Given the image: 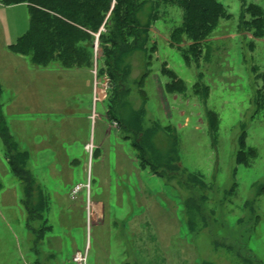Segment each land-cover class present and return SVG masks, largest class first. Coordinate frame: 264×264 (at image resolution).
I'll list each match as a JSON object with an SVG mask.
<instances>
[{
	"label": "rangeland",
	"instance_id": "1",
	"mask_svg": "<svg viewBox=\"0 0 264 264\" xmlns=\"http://www.w3.org/2000/svg\"><path fill=\"white\" fill-rule=\"evenodd\" d=\"M164 2L131 0L139 29L128 53L109 63L114 35L102 28L103 44L96 31L81 44L89 65L66 69L59 50L55 61L44 53L48 38L37 46L47 66L10 50L30 28L29 7L0 0L2 128L29 154L28 164L17 162L36 180L31 204L40 209L42 191L46 198L41 219H30L0 139V264H75L87 248L88 264H264V193L255 188L264 181V23L257 32L247 14L264 13V0H221L228 18L200 42L182 32L183 10ZM198 43L201 55L192 56ZM171 72L184 92H165ZM209 112L218 118L215 137ZM137 124L164 162L159 171L182 182L166 184L140 166L124 140ZM242 145L256 152L249 166L236 163ZM96 199L107 204L104 220L89 216Z\"/></svg>",
	"mask_w": 264,
	"mask_h": 264
},
{
	"label": "trees",
	"instance_id": "2",
	"mask_svg": "<svg viewBox=\"0 0 264 264\" xmlns=\"http://www.w3.org/2000/svg\"><path fill=\"white\" fill-rule=\"evenodd\" d=\"M2 2L9 6L27 3L30 13V28L24 35L19 37L15 43L9 45V48L17 54L30 56L32 63L39 67L50 64L45 63L42 54L45 52L50 53L52 54L50 56L51 60H54L53 53H55L56 50L60 51V54L57 55L56 58L58 63L66 69L74 66L80 67L85 64L89 65V60L91 58L89 51L83 46L81 47V44L85 43L89 38H92L90 33L94 31L100 32V42L103 44L105 42V35L101 30L102 28H110V33L114 35L110 42L112 47L111 50L115 57L112 59L113 55L108 56L110 53L104 57L106 59L108 56L107 60L111 63L112 60H117L119 54H126L130 51L129 45L131 41L136 40V33H138L139 29L135 16L136 8L132 7V5L130 6L131 0H2ZM164 3H173L172 5L183 10L184 23L182 24L181 30L189 37L190 41L194 42H200L209 37L218 27L220 21L228 18V14L221 0H165ZM108 13L109 15L107 17ZM247 14L251 17V26H253V29L257 30V32L258 30L262 31L264 13L261 8L248 7ZM112 26L114 27L115 33H113L111 29ZM145 30L146 36L148 37L152 31L148 28ZM42 38H48L51 41L50 44H47L44 53L43 51L39 52L37 50L38 43L42 42ZM199 47V43L198 45L194 44L189 46V52L192 56H194V54L201 55L199 49L196 51V48ZM41 57L43 59H41ZM184 59L187 64L190 63L187 54H184ZM170 75L172 81L171 84L166 86L165 92L167 94L184 92L186 88L182 81L179 80L173 72H171ZM260 78L263 82V89L257 93V99L259 95L261 98L264 97V74H262ZM1 92L2 89L0 85V94ZM208 118L210 121V131L215 137L218 131L217 115L214 112H209ZM2 125H5V122L0 108V139L4 142L6 156H8V162L13 173L24 186V206L28 211L30 219H38V213L42 210V206H40V209H36L31 204L35 179L31 177L30 171L27 170L25 166L21 167L17 162V158L19 159L20 156H23L25 157L24 164H27L26 162L29 159L28 154L19 150L17 142H15L10 135L7 127H4L7 130L6 133ZM133 131L135 132L134 137H126L124 140L130 141L132 147L138 151L140 166L142 168L148 167L153 174L164 179L166 184H171V180H176V178L160 172L164 167V162L160 157L157 158L158 152L156 146H154L149 137L150 134L145 132L138 124ZM173 143V146H175V141ZM241 144H243V142H241ZM244 150V145H242V148H239L236 152L235 160L237 164L249 166L257 155L252 148H250L248 152ZM244 153L250 154V157L245 158ZM174 154L177 155L175 147ZM178 161L180 164L179 158ZM17 164H19V166ZM170 166L169 163H167V169ZM172 166L174 168V165ZM188 175L191 176L190 174ZM176 181H178V183L182 182L180 180ZM190 181L192 183H189L192 186L193 184L199 185L202 188L207 186L204 181L195 176H191ZM185 184L187 185V181H185ZM255 188H257L258 196L264 193V181L258 186H255ZM202 199L204 201V197L199 198L200 202H202ZM190 204L189 201H186L183 205L184 210L186 208L191 209ZM196 210L200 211V208L198 207ZM187 226L190 231H193L194 227L192 221H189Z\"/></svg>",
	"mask_w": 264,
	"mask_h": 264
},
{
	"label": "crops",
	"instance_id": "3",
	"mask_svg": "<svg viewBox=\"0 0 264 264\" xmlns=\"http://www.w3.org/2000/svg\"><path fill=\"white\" fill-rule=\"evenodd\" d=\"M28 57L30 58V62L32 63L31 57L30 56H28ZM18 148H19V150L21 152H26L19 145H18ZM26 153L28 154V152H26ZM28 157H29V154H28ZM28 161H29V159H28ZM28 161H27V164H28ZM27 168H28V166H27ZM32 177H33V175H32ZM23 191H24V186L22 185L23 204H24V200L25 199H24V192ZM41 191H42V189H41ZM40 197H41V202H42L43 205H42V210H41V213H40V216H39L38 220L41 219V216L44 214V208H45L44 205H45L46 198H45V196L43 194V191L41 192V196ZM88 211H89V216H90L91 220L97 219L98 217H101V216H102L101 219L104 220V217H105V214H106V211H107V204L101 199H96L93 202L90 200L89 201V205H88ZM34 220H36V219H34ZM130 225H131V234H133V236L139 235V231H141V228L140 227H136L135 223H132ZM40 231H42V230H40ZM125 236H126V232L125 231H122V232L118 231V236L117 237H119V238H121L122 240L125 241V238H124ZM136 238L138 239L139 237H136ZM40 239L43 240L44 236H41ZM148 248H149V246H148ZM254 258H255L254 259L255 261H257L259 264H261L259 259H257L256 257H254ZM204 264H212V263L206 262Z\"/></svg>",
	"mask_w": 264,
	"mask_h": 264
},
{
	"label": "built area",
	"instance_id": "4",
	"mask_svg": "<svg viewBox=\"0 0 264 264\" xmlns=\"http://www.w3.org/2000/svg\"><path fill=\"white\" fill-rule=\"evenodd\" d=\"M88 248L86 249V251L84 253L82 252H76L75 255L73 256V262L75 264H88Z\"/></svg>",
	"mask_w": 264,
	"mask_h": 264
}]
</instances>
